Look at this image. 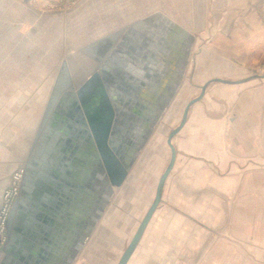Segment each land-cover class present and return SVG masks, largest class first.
<instances>
[{
	"label": "crops",
	"instance_id": "1",
	"mask_svg": "<svg viewBox=\"0 0 264 264\" xmlns=\"http://www.w3.org/2000/svg\"><path fill=\"white\" fill-rule=\"evenodd\" d=\"M15 1L33 11L30 0ZM177 1L179 11L176 16L172 14L170 17L162 12L130 23L125 34L129 49L123 48L127 54H123L122 47L115 51L120 45L117 42H123V33L116 36L108 34L107 41L101 40L99 71L106 78L113 105L118 112L124 111L123 102L136 99L132 113L137 121L145 122L137 128V136L146 137L139 148L136 146L140 141L134 140L130 147L124 142L122 144L123 152H136L130 174L139 154L144 148L150 149V138L166 108L177 97L192 57L196 36L186 27L187 22L177 17L190 0ZM198 1L192 0L193 25L202 17V7L196 5ZM166 2L168 4L169 1ZM209 4L211 11L207 17L210 23L221 25L222 33H233L236 45L233 44L230 50L231 59L241 65L250 64L256 54L250 50L264 49V0H210ZM110 8L103 6L101 9L103 12L109 9L105 14L108 13L114 25L120 24L122 17L117 5H110ZM218 9L224 10L222 16H218ZM104 23L108 24L107 21ZM196 53L189 80L192 85L199 86L200 91L201 85L213 77L240 79L256 74L239 77L217 75L201 83L194 82ZM198 53H202L201 47ZM128 78L133 82L129 92L125 93L120 89L121 86L128 89ZM247 82H213L205 95L190 108L185 125L173 138L177 156L166 180L162 201L127 264H248V256L238 255L239 247L246 254L257 249L258 263L264 264V178L258 182L261 183L258 192L250 193L248 158L243 162L237 159L241 158L239 156L228 155L234 149L243 160L244 154L249 156L250 148L255 150V146L258 153L264 152V127H261L264 126V90L259 89L254 97H243L238 104L239 110L231 117L233 125L256 121L258 139L255 146L250 143V138L254 137L251 133L232 131V139L236 143L226 145L231 147L230 150L226 147L227 156L212 157L205 154L211 146V136L201 127L209 117L203 113V107L208 100L214 101L207 96L213 84L236 87ZM80 117L83 118V114L81 116L72 102L60 97L41 131L34 134L27 145H8L11 153L23 163L25 174L8 221L0 264H118L151 205L158 180L171 157L168 143L169 157L154 188L145 190L138 198L140 205L143 203L141 208L133 210L131 206L128 217H125L126 213L118 217L114 210L113 215L103 220L115 195L114 188L110 187L113 192L110 191L106 199L107 184L101 176L99 154L86 127L79 122ZM150 125L152 127L147 132ZM38 134L39 139H36ZM6 161L2 160V163L11 168V157ZM8 168L5 176L9 173ZM237 169L241 170L240 175L235 174ZM124 183L116 188H122ZM118 210L121 213V209ZM252 211L255 215L251 214ZM234 240L241 243L237 245ZM100 249L101 257H98Z\"/></svg>",
	"mask_w": 264,
	"mask_h": 264
},
{
	"label": "rangeland",
	"instance_id": "2",
	"mask_svg": "<svg viewBox=\"0 0 264 264\" xmlns=\"http://www.w3.org/2000/svg\"><path fill=\"white\" fill-rule=\"evenodd\" d=\"M165 1L167 0H30L32 11L18 1L0 0V178L4 176L3 180L0 179V206L4 204L6 192L13 189V175L19 170L23 171V177L25 174L23 163L11 153L8 145L23 144L25 146L34 137V134L40 131L44 120H46V110L54 90L58 84L64 82V75L61 74L63 64L65 63L68 67L75 86L80 85L95 70L100 69L101 71V40L107 41L108 34L116 36L123 33V42H117L121 46L118 45V49H115L118 51L122 47L123 51V48L129 49L125 34L130 23L134 20L151 14L157 16L162 12L169 16L172 14L176 16L175 13L179 11L176 8L178 1L168 0V4ZM209 1L199 0L196 2L197 6L202 7V17L196 25L192 23L194 20L192 0L187 1V8L182 14L177 15L180 20L187 22L186 27L196 36L186 76L173 104L166 108L156 125L154 134L150 138L149 153L147 148H144L139 154L134 171L129 173L122 188L113 186L115 195L108 205L103 220L107 216L113 215L114 210L117 211L118 217L125 213V217H128L131 206L134 210L143 205V203L140 205L138 200L141 194L149 188L150 190L154 188L158 175L169 157L167 134L179 122L187 100L200 92V87L192 85L189 80L194 69L193 56L196 52L197 66L195 65L194 82L197 83L217 75L239 77L264 72V49L250 50L256 53L250 64L241 65L231 59L230 50L233 44L236 45L233 33H222L221 25L210 23L211 20L209 21L207 17H210L211 11ZM110 5H117L122 17L120 24L118 22L114 25L112 18L107 16L108 13L105 14L109 9H105V12L101 9L103 6L110 8ZM217 12L218 16H222L224 10L218 9ZM105 16L108 18H104ZM218 20H214V22ZM105 21L108 24H105ZM200 22L201 24H199ZM200 47L202 53H198ZM124 51L123 54H127ZM132 82L130 79L126 83L128 89L121 86L120 91L129 92ZM259 89L264 90V78H256L236 87H229L221 83L212 85L207 96L214 101L208 100L202 110L209 116L203 121L202 130L211 136V146L208 147V152L205 154L212 157L227 156L226 145L230 146V144L236 143L233 142L232 131L240 133L245 130L254 135L253 138H250V143L253 145L254 142L256 143L258 139L256 121L233 125L231 117L239 110L240 105L238 104L242 98L247 95L256 96L255 92ZM122 100L123 98H121ZM135 100L131 101L130 99L123 102L122 109L125 108V110H119L116 114L114 136L118 139V145L121 147L123 142L130 147L134 140L143 139V142L146 140L145 136H137L139 132L137 128H140L139 126L145 122L137 121V117L132 113ZM255 113H257L256 110ZM236 138L238 141L241 140L239 137ZM229 148L231 149V147ZM229 148L227 147L228 150H230ZM254 148L255 150L250 148L249 156L244 154L243 160L239 152L236 153L234 149L228 153L234 158L241 157L237 158L239 161L246 162V157L248 158L250 162L248 170L250 193L258 192L261 185L258 182L264 178V152L258 153L257 147ZM9 156L13 161L11 162L13 164H10L11 168L2 163V160L8 162L6 160ZM7 168L9 173L5 176ZM136 169L138 171H135ZM134 172H137L138 175H135ZM234 172L240 175L241 170L237 169ZM21 184L22 181L18 193L10 204L9 216L19 195ZM144 209L145 207L140 210L139 216ZM251 214L255 215V212L252 211ZM128 238L129 234L125 241ZM234 243L239 245L241 242L234 240ZM97 253V256L101 257V249ZM238 255L240 257L248 256L250 259L248 264H259L257 249L246 254V251L239 247Z\"/></svg>",
	"mask_w": 264,
	"mask_h": 264
},
{
	"label": "water",
	"instance_id": "3",
	"mask_svg": "<svg viewBox=\"0 0 264 264\" xmlns=\"http://www.w3.org/2000/svg\"><path fill=\"white\" fill-rule=\"evenodd\" d=\"M61 74L64 75V82L63 84H58L56 86L53 97L51 98L49 106L46 110L45 117L47 118L55 102L60 97H62V100L64 101L72 102L81 116L83 114V118H80L79 122L86 127V131L90 135L89 138L95 143L99 154V163L101 164V169L104 170L106 176L109 178L110 185L112 187L121 186L129 174L130 165L136 152H123V147L118 145V139L114 136L117 108L111 101L103 74L99 70H95L78 86H75L73 79L71 78V74L69 73V69L66 67L65 63L61 68ZM255 78H264V72L256 73L240 79H229L222 77L210 78L201 85L200 93L188 101L183 110L179 124L168 134L167 143L171 149V157L158 180L154 199L145 216L141 220L131 241L125 248L118 264H127L130 257L137 248L153 214L162 201L164 186L171 170L173 169L177 156V150L173 143V138L185 125L192 105L205 95L208 86L213 82L238 84ZM154 122L155 121L152 123ZM44 124L45 120L43 126ZM43 126L41 128H43ZM150 127L152 126L150 125L147 131H149ZM36 139H39V134L37 135ZM142 144L143 139H140L136 149Z\"/></svg>",
	"mask_w": 264,
	"mask_h": 264
},
{
	"label": "built area",
	"instance_id": "4",
	"mask_svg": "<svg viewBox=\"0 0 264 264\" xmlns=\"http://www.w3.org/2000/svg\"><path fill=\"white\" fill-rule=\"evenodd\" d=\"M23 171L19 170L13 175V189L9 190L5 194V201L2 206H0V250L6 241L7 236V219L9 216L10 204L12 199L19 191L20 183L22 181Z\"/></svg>",
	"mask_w": 264,
	"mask_h": 264
},
{
	"label": "bare ground",
	"instance_id": "5",
	"mask_svg": "<svg viewBox=\"0 0 264 264\" xmlns=\"http://www.w3.org/2000/svg\"><path fill=\"white\" fill-rule=\"evenodd\" d=\"M76 112V111H75ZM76 117V116H75ZM81 118V117H80ZM83 126V125H82ZM148 132V131H147ZM101 176H103V180H104V182L107 184V190H106V192H107V196H106V199H108V194H110L109 192L111 191V185H110V181H109V178L106 176V174H105V172H104V170L103 169H101ZM109 185V186H108Z\"/></svg>",
	"mask_w": 264,
	"mask_h": 264
}]
</instances>
